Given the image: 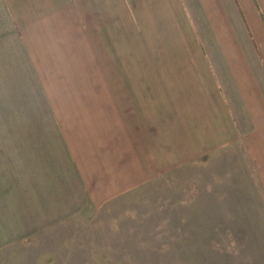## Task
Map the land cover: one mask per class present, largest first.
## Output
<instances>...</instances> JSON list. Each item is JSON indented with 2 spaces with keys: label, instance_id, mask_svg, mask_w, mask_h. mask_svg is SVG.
I'll list each match as a JSON object with an SVG mask.
<instances>
[{
  "label": "crops",
  "instance_id": "crops-1",
  "mask_svg": "<svg viewBox=\"0 0 264 264\" xmlns=\"http://www.w3.org/2000/svg\"><path fill=\"white\" fill-rule=\"evenodd\" d=\"M4 1L90 192L237 147L264 200V0Z\"/></svg>",
  "mask_w": 264,
  "mask_h": 264
},
{
  "label": "rangeland",
  "instance_id": "rangeland-1",
  "mask_svg": "<svg viewBox=\"0 0 264 264\" xmlns=\"http://www.w3.org/2000/svg\"><path fill=\"white\" fill-rule=\"evenodd\" d=\"M32 68L0 0V264H264V200L237 147L102 197L59 127L86 119L52 117Z\"/></svg>",
  "mask_w": 264,
  "mask_h": 264
}]
</instances>
